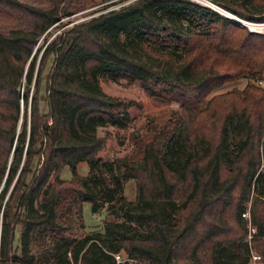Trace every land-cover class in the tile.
Listing matches in <instances>:
<instances>
[{
  "label": "trees",
  "instance_id": "obj_1",
  "mask_svg": "<svg viewBox=\"0 0 264 264\" xmlns=\"http://www.w3.org/2000/svg\"><path fill=\"white\" fill-rule=\"evenodd\" d=\"M101 1L103 11L65 27L93 1L0 0V264H116L119 252L147 264L264 257V34L193 0ZM209 1L264 22V0ZM239 79L243 89L213 94ZM100 80L139 82L178 109L132 135L131 154L96 157L106 141L97 128L126 132L136 105ZM84 203L110 219L66 236L71 215L83 226Z\"/></svg>",
  "mask_w": 264,
  "mask_h": 264
},
{
  "label": "rangeland",
  "instance_id": "obj_2",
  "mask_svg": "<svg viewBox=\"0 0 264 264\" xmlns=\"http://www.w3.org/2000/svg\"><path fill=\"white\" fill-rule=\"evenodd\" d=\"M24 3H29L33 5H38L39 0H19ZM93 4L86 5L84 8L74 14L64 17L61 21L65 23V27L70 24L89 18L93 15H96L98 12L103 11L102 7L105 2L101 0H92ZM131 0H117L115 5H112L111 8L118 7L122 4H126ZM200 4L211 6L218 9L217 5L213 4L209 0H193ZM222 9V8H221ZM225 11V10H224ZM233 15V14H232ZM233 19H237L242 23H237L240 27H244L247 32L255 33V34H264V27L255 26L252 22L248 20L241 19L235 15H233ZM52 31V30H51ZM241 36V34H239ZM43 36L39 37L37 45L41 46ZM40 56V54H39ZM39 56L37 59V63L39 61ZM50 63L47 65V69L50 66ZM25 80H23V85H21L20 92L25 85ZM247 80L239 79L234 82L225 84L221 89H218L213 94H220L231 89H243L247 84ZM102 90L110 96L119 97L124 100L134 101L136 105L130 108V114L132 117V122L130 128L125 132H120L119 135L113 134V130L111 127H98L96 130V134L100 137H105V145L104 147L97 152L96 157H122L124 155H129L135 149L136 140L133 136L140 135L148 124L149 120H154L155 122H161L165 119H168L172 116V113L178 109V104L175 102L161 101L154 98L149 97L143 90L141 84L139 82H128L126 80H119L118 82L110 81V80H100L99 82ZM257 85V83H256ZM259 85V84H258ZM33 84L30 86V94L33 93ZM40 108L42 113L47 112V106L45 101V90L44 83L41 86L40 91ZM24 112V108L22 110ZM22 119V118H21ZM21 122V121H20ZM133 135V136H132ZM88 171V165L86 162H82L77 166V172L81 175H85ZM71 176L70 171L67 167L63 168L61 171V178L69 179ZM2 187V186H1ZM135 185L132 181L127 182L124 187V195L130 201H133L135 198ZM110 216L108 215L105 208L99 210L97 213H92L90 205L88 203H84L82 205V220L83 226L78 221L77 217L71 215L69 229L66 232V236L71 238H79L80 236L95 231H102L104 220H109ZM21 227L20 225L16 227L15 230V238L13 242V246L17 247L19 245V234Z\"/></svg>",
  "mask_w": 264,
  "mask_h": 264
},
{
  "label": "built area",
  "instance_id": "obj_3",
  "mask_svg": "<svg viewBox=\"0 0 264 264\" xmlns=\"http://www.w3.org/2000/svg\"><path fill=\"white\" fill-rule=\"evenodd\" d=\"M254 24L255 26L264 27V22L253 23V25ZM242 216L248 221L247 239L250 241V239L252 238V234L255 233V228L251 224L249 211H246L245 213H243ZM113 257H114L116 264H147L146 262L140 261L133 257H129L122 252L113 254ZM248 264H264V257L260 255L259 253H257L255 250L251 249Z\"/></svg>",
  "mask_w": 264,
  "mask_h": 264
},
{
  "label": "water",
  "instance_id": "obj_4",
  "mask_svg": "<svg viewBox=\"0 0 264 264\" xmlns=\"http://www.w3.org/2000/svg\"><path fill=\"white\" fill-rule=\"evenodd\" d=\"M209 7H211V6H209ZM212 9H214V10H216L217 12H219V13H221V14H223V15H225L226 17H228L229 19H231V20H233V21H235V22H239V23H242V22H240L239 20H237V19H233L232 17H234L231 13H229V12H227V11H224L223 9H221L220 7H217L218 9H216V8H214V7H211ZM232 16V17H231ZM28 65V64H27ZM27 67V66H26Z\"/></svg>",
  "mask_w": 264,
  "mask_h": 264
}]
</instances>
